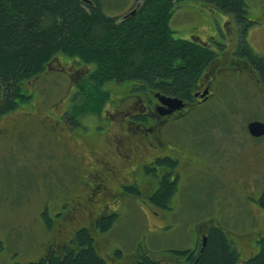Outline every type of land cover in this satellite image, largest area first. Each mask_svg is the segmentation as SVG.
<instances>
[{
	"label": "rangeland",
	"instance_id": "rangeland-1",
	"mask_svg": "<svg viewBox=\"0 0 264 264\" xmlns=\"http://www.w3.org/2000/svg\"><path fill=\"white\" fill-rule=\"evenodd\" d=\"M99 1L105 12L119 16L132 12L142 2ZM246 2L248 16L254 20L248 29L247 38L257 49L264 50V0ZM177 6L169 21L176 36L191 38V35L196 34L204 39L213 37V49L219 52L222 48L228 49L230 45L221 47L219 42H230L226 36L228 25L231 23L236 26V22L228 21L232 19L231 14L203 0H183ZM229 30L231 36L237 34V29ZM218 57H221L220 54ZM48 64L52 67L48 66L23 82L26 93L32 90L31 99L21 101L13 110L0 115V264H17L39 258L50 240L64 238L68 234H65L64 229V235H58L60 220L50 226L49 214H54L61 202L86 198L75 197L79 195L81 186L76 184L75 178L65 168V152L87 153V156L94 157L96 146L82 134H75L64 126H56L59 134L50 138L42 124L33 119L38 116L47 119L53 117L60 124V113L71 97L72 86L78 84L91 67L65 54L54 56ZM206 69L207 74L210 69L208 66ZM242 72L248 82L243 79L223 81L225 84L215 98L192 104L195 106L190 110V117L177 126L176 132L183 136L204 133L209 138L207 145L211 151L222 156L220 148L223 147L224 158L230 160L234 157L237 153L235 148L239 146V135L244 131L247 119L260 114V107H255V104L259 99L264 103V94L256 88L251 72L247 69ZM208 75L206 79H209ZM124 82L119 81L120 84ZM111 86L116 91L117 84ZM131 92V96L117 103L118 108L122 110L133 102L137 92ZM134 110L138 111L139 108ZM55 112L59 117L53 115ZM109 133L105 131V134ZM84 163L91 166L90 163ZM208 165L215 168L213 164ZM208 178L211 182L215 180L212 176ZM245 187L229 177L220 186H192L190 191L193 194L205 197H174L172 207L165 209L169 214L164 220L153 211L164 209L162 206L152 209L141 198L127 197L128 206L113 223L114 228L108 232V237L102 239L97 236L98 249L107 256L108 264H131L133 254L136 255L140 246L139 249L148 250L154 256L171 258L167 255L170 249L192 246L188 227L213 215L219 218L217 220L221 226L240 233L235 237L238 248L244 257L248 256L256 251L253 241L260 238L261 244V235L264 236V206L258 197L253 202L252 198L249 200L251 205L245 202L244 197H238L237 193L242 192L241 189L246 191ZM66 195L74 197H64ZM111 202L112 207H120L112 199L109 200ZM65 228H72V225H66ZM262 244L264 246V242ZM113 246L117 261L109 260V249ZM117 249L121 250L119 254L116 253ZM62 252L58 249L57 254L62 255ZM127 257L125 263L118 260Z\"/></svg>",
	"mask_w": 264,
	"mask_h": 264
},
{
	"label": "flooded vegetation",
	"instance_id": "flooded-vegetation-1",
	"mask_svg": "<svg viewBox=\"0 0 264 264\" xmlns=\"http://www.w3.org/2000/svg\"><path fill=\"white\" fill-rule=\"evenodd\" d=\"M228 21L235 22V18L232 16V19ZM230 28L237 29V34L234 33V36H231ZM248 33V30L238 24L228 25L226 36L227 39L230 38V42L226 40V44L219 42V45L221 47L230 46L228 49L227 47L222 48L220 52L214 49L218 54L210 61L209 72L206 74L205 71L200 77L194 87L192 97L182 98L185 105L181 108H172L163 103L160 97L161 95H172L155 90L141 82L120 84L117 81H110V85L109 82L104 84L110 94L105 99L102 109L97 113H90L79 118L78 124L72 128L73 133L82 134L86 140L96 146L95 156L89 157L87 153L65 152V168L69 170V175L75 178L76 184L81 186L79 195L75 197L86 198L61 202L56 206L54 214H49L51 225L60 220L58 235L63 236L64 229L65 234L67 232L68 234L64 238L50 240L42 255L47 254L53 247H55L54 250H64V253L65 250L73 248L75 235L82 229H87L92 233L94 245L98 249L96 236L101 235L102 238H107L108 232L114 228L112 226L109 231L100 234L99 224L106 218L119 216L125 212L129 203L127 197L141 198L152 209L157 207L160 209L162 205L155 200V197H159L165 182L174 185L168 197H205L202 194H193L190 188L195 185L220 186L227 182L228 177L246 186V191L241 189L242 192L237 193L238 197H244L245 202L249 203L251 198L253 202L257 197L259 199L262 196L264 192L262 188L264 186V132L253 134L249 129L251 121L264 122V103L260 99L255 104V107H260V114L247 119L244 131L239 135V146L235 148L237 153L230 160L224 158L223 147L220 148L222 156L211 151V147L207 145L209 138L204 133H200L199 136H183L176 132L177 126L190 117V110L195 106L192 104L215 98L225 84L223 81L243 79L244 82H248L242 72L245 69L251 72L256 88L264 94V50L257 49L251 44L247 38ZM197 37L202 38L200 35ZM205 40L209 41L210 47L214 46L211 41L213 37ZM219 54L221 57H218ZM48 66L49 64L47 68ZM207 75L209 79H206ZM111 84H117L116 91ZM76 85L72 86L71 97L66 108L60 113V124L59 120L53 117L47 119L44 116H38L33 119L34 122L42 124L50 138L59 134L56 126L71 129L67 125L70 119H65V113L69 110ZM131 90L134 93L137 92L135 98L132 103H128V107L121 110L117 103L126 96H131ZM29 91L32 90L29 89ZM203 93L204 96H202ZM136 108L139 110H134ZM53 115L59 117L58 113ZM27 121L32 123L30 120ZM105 131L110 133L105 134ZM211 137L214 138L212 135ZM58 143L63 145L61 142ZM82 156L85 158L82 159ZM206 161L208 164H213L215 168H210L208 164H205ZM83 162L90 163L91 166L88 167ZM208 176L214 177L215 180L211 182ZM110 199L120 207H112V202L109 203ZM162 207L164 209L160 211L156 209L153 211L164 220L169 214L165 209L172 206ZM217 218L212 215V217L198 221L193 227H188L192 235V246L188 249L192 250L194 255L204 250L211 231L218 228L237 250V264H246L249 258L264 249L262 244L264 236L261 235V244H259L260 238L253 241L256 251L244 257L235 238L240 233L232 232L221 226ZM66 225H72V228L66 229ZM167 227H170V224H167ZM114 249V246L109 249L110 261H117L113 253ZM127 259L128 257L118 260L125 263Z\"/></svg>",
	"mask_w": 264,
	"mask_h": 264
},
{
	"label": "trees",
	"instance_id": "trees-1",
	"mask_svg": "<svg viewBox=\"0 0 264 264\" xmlns=\"http://www.w3.org/2000/svg\"><path fill=\"white\" fill-rule=\"evenodd\" d=\"M138 1L142 2L134 12L119 16L105 12L99 0H0V115L31 99L32 91L23 90L24 80L45 70L60 54L91 67L76 85L65 113L71 129L79 118L102 109L110 94L104 84L110 81L141 82L168 95L192 97L218 52L208 40L174 34L169 21L183 0ZM203 1L231 14L245 30L254 24L246 0ZM173 188L165 182L155 200L169 207ZM259 201L264 206V192ZM117 217L104 219L100 234L109 231ZM75 236L73 248L63 250L62 255L53 247L36 260L17 264H108L89 230H79ZM139 248L131 264H237L238 259L237 250L220 228L211 231L204 250L196 255L188 247L170 249L167 255L171 258ZM246 264H264V249Z\"/></svg>",
	"mask_w": 264,
	"mask_h": 264
},
{
	"label": "water",
	"instance_id": "water-1",
	"mask_svg": "<svg viewBox=\"0 0 264 264\" xmlns=\"http://www.w3.org/2000/svg\"><path fill=\"white\" fill-rule=\"evenodd\" d=\"M135 10H133L134 12ZM205 94L203 93L202 96ZM161 100L163 103L171 106L174 109L181 108L185 105L182 98H179L177 96H167V95H161ZM249 129L253 134H261L264 132V122L259 120H254L249 123Z\"/></svg>",
	"mask_w": 264,
	"mask_h": 264
},
{
	"label": "bare ground",
	"instance_id": "bare-ground-1",
	"mask_svg": "<svg viewBox=\"0 0 264 264\" xmlns=\"http://www.w3.org/2000/svg\"><path fill=\"white\" fill-rule=\"evenodd\" d=\"M131 11V10H130Z\"/></svg>",
	"mask_w": 264,
	"mask_h": 264
}]
</instances>
